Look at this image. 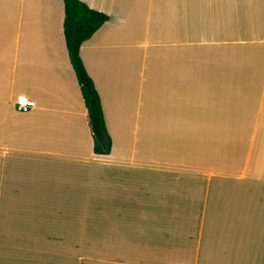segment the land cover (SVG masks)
Wrapping results in <instances>:
<instances>
[{
    "label": "crops",
    "instance_id": "0c3cea01",
    "mask_svg": "<svg viewBox=\"0 0 264 264\" xmlns=\"http://www.w3.org/2000/svg\"><path fill=\"white\" fill-rule=\"evenodd\" d=\"M84 1L107 154L64 0H0V264H264V0Z\"/></svg>",
    "mask_w": 264,
    "mask_h": 264
},
{
    "label": "trees",
    "instance_id": "16d2710c",
    "mask_svg": "<svg viewBox=\"0 0 264 264\" xmlns=\"http://www.w3.org/2000/svg\"><path fill=\"white\" fill-rule=\"evenodd\" d=\"M64 34L71 63L81 85L94 136V151L107 154L113 141L107 129L101 95L81 56L82 45L109 19L107 13L92 8L84 0H64Z\"/></svg>",
    "mask_w": 264,
    "mask_h": 264
},
{
    "label": "built area",
    "instance_id": "2783aa9c",
    "mask_svg": "<svg viewBox=\"0 0 264 264\" xmlns=\"http://www.w3.org/2000/svg\"><path fill=\"white\" fill-rule=\"evenodd\" d=\"M14 104L17 110L21 112H28L36 106L37 102L35 99L30 98L25 94H20L16 98Z\"/></svg>",
    "mask_w": 264,
    "mask_h": 264
}]
</instances>
